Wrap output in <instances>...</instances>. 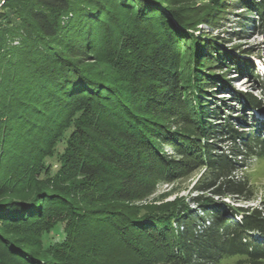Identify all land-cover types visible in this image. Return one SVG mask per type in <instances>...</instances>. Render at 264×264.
<instances>
[{
	"label": "trees",
	"instance_id": "16d2710c",
	"mask_svg": "<svg viewBox=\"0 0 264 264\" xmlns=\"http://www.w3.org/2000/svg\"><path fill=\"white\" fill-rule=\"evenodd\" d=\"M190 1L0 0V264H262L264 209L220 199H252L239 174L264 157L246 126L264 123V80L240 59L259 92L229 87L243 117L227 116L207 87L231 59L190 32L226 0ZM234 4L240 32L264 38V0ZM201 167L194 209L128 206Z\"/></svg>",
	"mask_w": 264,
	"mask_h": 264
},
{
	"label": "rangeland",
	"instance_id": "374dc122",
	"mask_svg": "<svg viewBox=\"0 0 264 264\" xmlns=\"http://www.w3.org/2000/svg\"><path fill=\"white\" fill-rule=\"evenodd\" d=\"M206 2H210V0H191L188 2V4L193 6H201L202 3ZM234 2L235 0H226V4L222 12H218L217 14H214L213 12V14L211 13V22L203 20L198 25V30H193L190 32L195 33L196 36H201V44L198 48H201L199 51L203 54H209L210 51L208 49L212 48L211 46H213L215 47L212 48L215 52L214 55H217L216 53L220 52L221 54L229 56V59H231L229 60V66L223 63L222 69L215 70V73L223 77L225 82H217L218 84H216V87L214 88L207 87V92L210 91L209 93L213 95V99H230L231 101H227V103H230V106H233L235 112L229 113L227 116L233 117L234 119H237L241 122L243 111L240 110L238 104L234 102V95L230 96L232 90H229V87L235 90L254 91L255 93L259 92L256 88L257 84L255 83L254 79L248 76L245 71L243 72L240 70L241 64L239 62L240 59H242L255 66L257 72L264 80V38L259 34L261 30L255 29L253 26L248 28L249 33L240 32L241 29L238 27V21L243 12L234 4ZM207 17L209 18V16ZM173 21L178 27H181V25L176 20ZM188 47L190 46L188 45ZM190 51H185L187 54H185L184 58L186 57V59L189 61V54L191 53L193 54L191 57L192 62L195 63V58L199 55V51L198 49L197 51L195 49L193 50L192 47ZM189 69L187 68L185 73H188ZM204 71L206 72L207 70ZM204 88L205 86L203 89ZM192 93V97L190 96V98H193L195 105L197 103L199 104L200 93L195 91ZM196 97L198 99H196ZM253 112L256 118L264 121V113L262 114L258 110H254ZM250 120L252 121V119ZM252 123L254 122L252 121ZM246 126L249 127L247 128L249 132L253 129H256V131L264 133V123L255 124V126L248 124ZM220 145H224V147L227 148L233 144L230 141H227L222 142ZM237 146H239V144ZM163 148L167 154L178 157V154L170 146H164ZM51 161V163H53V171H56L59 167L57 157H54ZM204 171L205 167H201L194 170L191 174L182 178H178L173 182H160L153 194L143 200L131 202L128 204V206L139 209L143 207L157 208L158 206L164 205L177 206L184 204L190 205V207L194 209L195 206L193 205L191 199L200 194V192L195 191V186L199 177ZM239 176L241 178L248 179V185L251 189L250 195L252 199L250 201H245L242 198L226 197L220 200H224L231 206L264 209V157L252 158V160L249 162V166L244 167ZM236 218L239 219L238 217ZM63 223H59L50 234L45 236L46 245L62 240L65 233ZM86 243L90 244V241L86 240ZM111 253H113V251H109V254ZM111 256L112 258L114 257V260L118 258H121L122 260L125 257L121 251H117ZM118 262L119 261H116V263ZM221 264L247 263L245 256H235L224 259ZM262 264H264V260Z\"/></svg>",
	"mask_w": 264,
	"mask_h": 264
},
{
	"label": "water",
	"instance_id": "95a60500",
	"mask_svg": "<svg viewBox=\"0 0 264 264\" xmlns=\"http://www.w3.org/2000/svg\"><path fill=\"white\" fill-rule=\"evenodd\" d=\"M264 113V112H263Z\"/></svg>",
	"mask_w": 264,
	"mask_h": 264
}]
</instances>
